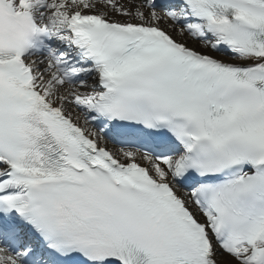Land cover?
I'll list each match as a JSON object with an SVG mask.
<instances>
[{"label": "snow or ice", "instance_id": "1", "mask_svg": "<svg viewBox=\"0 0 264 264\" xmlns=\"http://www.w3.org/2000/svg\"><path fill=\"white\" fill-rule=\"evenodd\" d=\"M0 264H264V0H0Z\"/></svg>", "mask_w": 264, "mask_h": 264}]
</instances>
